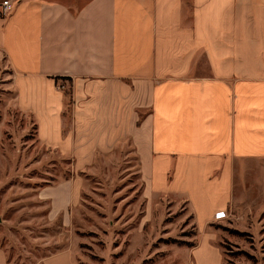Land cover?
I'll use <instances>...</instances> for the list:
<instances>
[{
  "label": "crops",
  "instance_id": "crops-1",
  "mask_svg": "<svg viewBox=\"0 0 264 264\" xmlns=\"http://www.w3.org/2000/svg\"><path fill=\"white\" fill-rule=\"evenodd\" d=\"M9 1L0 56L38 140L78 167L129 141L143 196L191 214L190 259L203 249L222 264L212 225L240 166L264 164V0ZM73 183L46 188L51 215L64 217Z\"/></svg>",
  "mask_w": 264,
  "mask_h": 264
},
{
  "label": "rangeland",
  "instance_id": "rangeland-1",
  "mask_svg": "<svg viewBox=\"0 0 264 264\" xmlns=\"http://www.w3.org/2000/svg\"><path fill=\"white\" fill-rule=\"evenodd\" d=\"M263 169L240 166L228 213L212 225L222 264H264ZM70 179L71 204L64 217L53 216L46 188ZM142 189L127 140L83 167L42 144L33 118L15 104L0 56V250L7 264H44L64 252L71 264H215L203 249L190 259L197 233L183 201L148 200Z\"/></svg>",
  "mask_w": 264,
  "mask_h": 264
},
{
  "label": "built area",
  "instance_id": "built-area-1",
  "mask_svg": "<svg viewBox=\"0 0 264 264\" xmlns=\"http://www.w3.org/2000/svg\"><path fill=\"white\" fill-rule=\"evenodd\" d=\"M13 10V4L9 0L0 3V18H6Z\"/></svg>",
  "mask_w": 264,
  "mask_h": 264
}]
</instances>
